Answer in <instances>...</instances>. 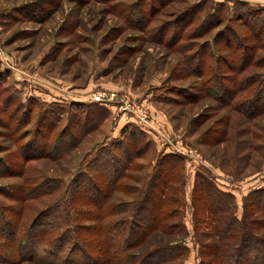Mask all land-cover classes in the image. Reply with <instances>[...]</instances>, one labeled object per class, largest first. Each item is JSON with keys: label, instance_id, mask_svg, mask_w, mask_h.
Here are the masks:
<instances>
[{"label": "rangeland", "instance_id": "obj_1", "mask_svg": "<svg viewBox=\"0 0 264 264\" xmlns=\"http://www.w3.org/2000/svg\"><path fill=\"white\" fill-rule=\"evenodd\" d=\"M134 1L0 0V48L4 53L0 58V171L8 163L17 171L0 172V205L19 210L20 218L29 223L46 207L66 200L71 182L86 171L92 160H106L104 150L110 154L112 144L127 143L129 134L135 132L141 152L136 155L138 147L132 148L120 156V163L102 169L106 177L100 186L106 185L116 166L123 171L116 186L123 189H113L109 201H131L158 159L179 157L183 166L179 179L185 182L186 198L182 222L189 248L185 264H197L200 243L215 242L202 217L198 219L199 229H194L191 201L197 174L234 195L235 214L241 219L245 198L253 190L264 189V113L247 116L239 99L224 103L230 95L219 97L215 83L206 84V78L199 77L192 67L194 49L189 44H204L222 27L190 39L188 35L196 33L200 22L191 25L192 15L182 17L180 13L190 4L205 0H168L162 5V0H157L158 11L152 13L155 20L146 30L134 26L131 16L125 18ZM220 1L230 8L237 1L247 2L264 17V0ZM176 30L179 35L172 44L170 37ZM247 43L253 44L250 40ZM211 47L228 57L232 68L240 67L219 44ZM263 60L264 41L255 50L252 63L240 68L238 81L262 77ZM221 74L226 88L233 90L230 84L235 74L224 70ZM248 90L238 91L240 100ZM27 107L31 110L26 114ZM85 112L92 117L86 124L96 118V127L80 137L78 134L79 139L67 154L33 157L40 143L60 134L63 137L57 148L51 140L46 151L53 155L65 149L81 127ZM32 141L35 146H29L26 155L22 145ZM23 163L25 171L21 173ZM25 178L33 183L24 189L27 193L48 179L60 180L61 187L46 193L33 192L24 199ZM78 209L94 212L82 205ZM8 214L14 218L12 210ZM249 214L250 231L264 241V214L254 208H249ZM79 222L92 224L84 219ZM167 239L155 232L132 252H145ZM0 246L14 257V249L1 233ZM33 255L37 258L39 253L34 251Z\"/></svg>", "mask_w": 264, "mask_h": 264}, {"label": "trees", "instance_id": "obj_2", "mask_svg": "<svg viewBox=\"0 0 264 264\" xmlns=\"http://www.w3.org/2000/svg\"><path fill=\"white\" fill-rule=\"evenodd\" d=\"M156 1L135 0L129 6L130 12L127 13L126 20L131 16L134 26L148 29L155 20L152 13L158 11ZM167 1L162 0L160 4ZM206 2L205 0L190 4L180 13L182 17L192 15L189 21L191 25L200 22L196 33L188 35L190 39L208 29L222 27L204 44H189L191 49H194L190 56L192 67L199 77L206 78V84L215 83L219 97L230 95L229 100L223 101L224 103L232 104L239 99L238 104L245 108L247 116L264 113V75L258 76L257 79L238 81L240 68L251 64L255 50L263 45L264 17L244 1H237L234 8L227 6L225 1L210 0L208 4ZM177 31L170 37L172 44L179 35ZM247 40L253 44L248 46ZM212 44H219L220 48L232 57V62L240 67L232 68L228 57L215 52ZM223 70L235 74L230 84L233 90L226 88L221 74ZM246 87L249 92L240 100L238 91ZM6 106L3 104V107ZM30 110L31 108L26 109V114ZM84 114L81 113L84 115L82 122L78 121L81 127L67 142L65 149L53 155H48L46 151L51 140L55 143L54 149L57 148L59 140L63 137L60 134L40 143L39 152L33 157L57 158L67 154L81 135L96 127L97 119L93 118L91 124L87 125L92 117L87 112ZM48 133L49 130L46 134ZM129 136L127 143L119 141L112 144L110 154L105 150L102 152L103 156L107 157L106 160L95 158L87 165L85 172L74 178L70 196L66 200L61 199L46 207L29 223L20 218L19 210L14 207L2 208L0 205L1 237L9 242L15 252L14 257L10 256L8 250L0 246V264H19L27 261L34 264H185L189 248L185 240L187 230L182 222L186 198L185 182L183 178L179 179L183 168L179 157L167 155L158 159L157 167L155 166L152 174L136 189L137 195L131 201H109L113 189H123L122 186H116L123 174L116 166L111 169L106 185L100 186V181L103 182L106 177L102 169L108 170L115 163H120L122 154L138 147L139 140L135 132ZM33 145V141L22 145L26 155L28 147ZM140 152L141 148L138 147L135 154ZM22 156L24 160L27 159L25 155ZM25 163L19 167L21 173L25 171L22 166ZM0 172L14 174L17 171L8 163ZM176 177L178 182L173 184ZM197 179L191 201L194 229H199L198 219L202 217L201 222L207 224L215 237L213 243H200L197 264H264V241L253 235L249 229L251 223L248 222L249 208L264 214V189L249 193L244 201L243 216L239 219L235 214L237 203L232 193L221 190L211 179L202 175L197 174ZM29 184H33L30 178H25L24 192ZM37 186L33 191L24 193V199L34 193L57 190L61 187V181L48 179L39 182ZM198 191H201L200 195H197ZM81 205L93 208L94 212H82L78 209ZM10 210L14 214L13 219L8 214ZM82 219L92 221V224H80ZM155 232L167 236V241L154 244L145 252H132L148 241ZM34 251L39 253V257H34Z\"/></svg>", "mask_w": 264, "mask_h": 264}, {"label": "built area", "instance_id": "obj_3", "mask_svg": "<svg viewBox=\"0 0 264 264\" xmlns=\"http://www.w3.org/2000/svg\"><path fill=\"white\" fill-rule=\"evenodd\" d=\"M4 56V53H3V51L1 50V48H0V58H2ZM99 99V98H98Z\"/></svg>", "mask_w": 264, "mask_h": 264}, {"label": "crops", "instance_id": "obj_4", "mask_svg": "<svg viewBox=\"0 0 264 264\" xmlns=\"http://www.w3.org/2000/svg\"><path fill=\"white\" fill-rule=\"evenodd\" d=\"M220 1V0H219Z\"/></svg>", "mask_w": 264, "mask_h": 264}]
</instances>
